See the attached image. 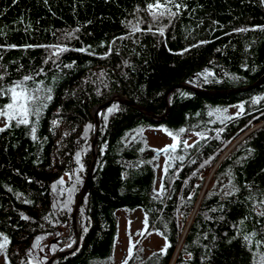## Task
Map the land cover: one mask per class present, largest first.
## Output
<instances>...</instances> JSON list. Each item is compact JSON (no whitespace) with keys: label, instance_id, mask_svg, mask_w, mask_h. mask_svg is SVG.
Wrapping results in <instances>:
<instances>
[{"label":"trees","instance_id":"16d2710c","mask_svg":"<svg viewBox=\"0 0 264 264\" xmlns=\"http://www.w3.org/2000/svg\"><path fill=\"white\" fill-rule=\"evenodd\" d=\"M147 2L0 0V45L18 46L0 47V74H4L0 83L9 85L43 68L44 74L34 79L50 85L53 97L36 123V140L31 138L30 126H15L14 121L0 133V233L10 241L4 248L9 264H46L55 253L67 249L65 244L73 245L72 210L93 158V110L119 95L143 109L114 101L99 112L94 169L76 215L77 251L52 264H106L117 235L116 213L123 209H138L144 216L147 213L145 232L156 233L164 242L166 237L169 243L165 254L156 251L142 255L137 245L127 264H201L202 245L208 244L213 234L218 238L216 248L211 261L204 264H258L259 257L254 260L252 252H264V246H248L242 236L230 244L225 241L234 235L232 224L245 215L250 218L244 230L255 228L257 238L264 235L259 233L261 224L251 210V201L245 199L249 189L244 187L250 184L257 199L264 194V99L256 104L251 101L253 96L264 97V83L248 90L210 95L176 88L168 94L167 104L165 94L179 84L207 92L229 91L253 85L263 77L264 30H252V26L264 25V0H177L187 8L173 17L171 24L167 18L158 22L167 25L164 36L136 32L132 38L113 41V37L131 31L128 21L141 19V28L151 24L145 10ZM137 7L139 11H134ZM235 28L249 30L233 32ZM58 43L68 49L59 54V69L51 60L44 63L49 49L23 47ZM109 44L111 53L101 58ZM80 48L85 51H78ZM73 61L72 68L63 67ZM205 69L213 75L196 76ZM102 71L104 76H100ZM6 102L7 97L0 98V107ZM241 102L247 114L239 118L221 124L216 115H208L216 108L228 109ZM113 103L118 110L107 113ZM103 114L108 115L107 121ZM54 119L58 120L56 126L51 123ZM86 124L93 127L85 142ZM161 126L170 131L185 128L183 139L198 131L205 133L199 148L181 145L172 153L184 159L169 161L172 167L166 175L164 154L148 147L143 135L145 130ZM219 128L224 131L218 132ZM249 147L255 151L243 166L235 164ZM81 149L83 171H78L75 153ZM160 157L163 165L158 181ZM229 170L240 188L228 198L232 203L221 197V184L227 185ZM75 175L80 176V182L72 193L71 210H64L60 202L66 192L61 194L59 189L72 187L70 176L74 180ZM60 177L65 183L57 185L54 192L51 185ZM161 179L165 191L153 199V189L160 188ZM218 204L226 205V219L206 220L205 216L221 215L209 211ZM21 214L29 219H22ZM36 236L42 239L31 249ZM52 239L57 241L50 243ZM45 256L46 260L41 259Z\"/></svg>","mask_w":264,"mask_h":264},{"label":"snow or ice","instance_id":"6c2138e0","mask_svg":"<svg viewBox=\"0 0 264 264\" xmlns=\"http://www.w3.org/2000/svg\"><path fill=\"white\" fill-rule=\"evenodd\" d=\"M12 2L16 3V0H12ZM186 8H187L186 4L177 2V0H148V2L146 3L145 10L148 12V15L151 17V24H149V26L146 28H141L140 24L143 23V21L141 19L136 18L135 22L128 21V25L130 26L131 31L121 35L120 37H113V41H115L117 39L124 40L126 38H132L136 32H140L141 34H143L144 32H152L153 35L159 34L160 36H164L165 28L167 27V25L159 24L158 22L164 18H167L169 21V24H171L172 18L178 16L180 11L182 9H186ZM173 9H175V10H173ZM134 11H139V8L137 7V9H135ZM122 23H124V21H122ZM213 23H216V22L214 21ZM256 28H260L261 30H264V25L252 26V30H255ZM77 30L78 29L73 30V31H77ZM248 30H249L248 28H235L232 31L233 32H246ZM70 35H71V33H65V36H70ZM226 35H227V33H226ZM133 42L135 43V40H133ZM207 42L208 41H199L198 43L204 44ZM195 46L196 45H191L190 47H195ZM0 47L16 48L18 46L15 44H6V45H0ZM23 47H44L46 49H49L50 50L49 56L45 59L44 63H48V61L51 60L53 66L56 69L60 68V64L57 63V60L59 59V54L62 53L63 51L68 50L67 45L59 44V43L58 44H49V45H24ZM77 50L80 52H84L85 48H80ZM187 50L188 49H184L183 51H187ZM111 51H112V47H111V44H109L108 51L105 52L101 58L109 55L111 53ZM218 51H219V49H218ZM74 63L75 62L73 61L70 64L63 65V67L72 68V65ZM124 63L127 65L128 61H124ZM252 70L255 71L254 68ZM43 74H44V69L41 68L35 74L24 75L20 80L13 81L9 85H4V84L0 83V98H3V97L8 98V102L4 103L3 106L0 107V117L4 118L2 126H0V133L4 132L6 129L12 127V122L14 121L15 126H20V125L30 126L31 138L33 140L37 139V137L35 135L36 123L38 122L39 117H40L41 113L43 112V110L47 107L48 102L51 101L53 98L52 97V87L50 85H45L43 80L37 81L34 79V76H41ZM104 75L105 74L102 71L100 73V76H104ZM200 75H205V77H207V76L213 75V74L210 73L207 69H205L204 73H197L196 74V76H200ZM3 77H4V74H0V81L3 80ZM56 79H57V77L54 75L53 76V82H55ZM29 82H31V83H29ZM205 82H207V79H205ZM97 94L98 95L100 94L99 90H97ZM261 99H264V97H262V96L251 97V101L253 104L259 103V101ZM235 107H237V111L235 113H232L231 116L225 115V113L227 112L226 108L225 109L216 108L214 110L209 111L208 115L210 117L213 115H216L217 119H219L221 124H223L224 121H226V120H233V119L239 118L241 115L247 114L245 112V106H244L243 102L236 105ZM117 110H118L117 105L115 103H113L110 107H108L107 113H113L114 111H117ZM30 117H34L35 119L30 120ZM103 119L105 121H107L108 115L103 114ZM51 123L53 126H56L58 124V120L54 119L51 121ZM249 123H251V122L249 121ZM92 127H93V125H91V124H86L84 127L85 142L87 139L88 131ZM161 127H162V130L166 133V135L168 137H170L171 143L165 144L163 147H161L159 149H153V151L164 154L165 166L163 168V172L166 175V174H168L169 168L172 167V165L169 161H174V160L183 161V159H184L183 155H172V153H175L177 148L180 147L181 145L185 149L191 148L193 145H196V147L199 148V146H200L199 140L205 138V133L203 131L195 132L194 135L197 137V139L193 140L192 144H189L187 139H183L181 137V134L185 133V131H186L185 128L181 127L177 131H170L169 129L164 128L163 126H161ZM217 131L223 132L224 129L219 128V129H217ZM127 136H128V133H125V137H127ZM134 138H135V136H133V139ZM217 139H219V136L217 137ZM143 150H144L143 148L140 149V151H143ZM82 151H84V149H81L80 151H77L75 153V161H76V164L78 165V171H83V165L81 164V161H80ZM101 151H103V149H101ZM254 151L255 150L251 147L247 148L246 154L244 156L238 158L235 161V164L243 166L244 162L247 160V158ZM205 163H207V161H205ZM177 171H178V169H177ZM261 171H264V169H261ZM65 175H69V173L66 172ZM226 175L229 177V179H228L227 185L221 184V188L223 189V191L221 193V197H222V199L228 200L229 197H232L236 193H238L240 191V188H238L236 186V184L233 182L234 176H233L231 170H229L226 173ZM122 177H123V174H122ZM70 181L72 182V187L67 188V189H64L63 187H61L59 189L61 194H64L66 192V197L60 202V204L64 210H68V211L71 210L69 205L72 202V193L74 191H76V185L79 184V182H80V176L75 175L74 180H72V177L70 176ZM64 183H65V181H64L63 177H60L52 183L51 188L54 192H56L57 191V185L62 186V185H64ZM244 187L249 189V195L245 199L248 201H251V204H252L251 210H252V212L255 213V215L257 217V223L261 224V228L259 229V233L264 234V194H262L260 196V198L257 199V197L254 194H252V192H251V185L250 184L245 183ZM164 191H165V189H164L163 179H161L160 188L159 189H156V188L153 189V192H154L153 199H159L163 195ZM17 196H19L18 193H17ZM189 199H191V194H189ZM24 203H31V201L25 200ZM228 203H232V201L228 200ZM56 206L57 205L55 203L52 205L53 208H55ZM209 211L220 212L221 215H219L218 217L205 216L206 220L217 219V220L223 221L226 219L225 215L223 214L226 211V205L225 204H218L217 208L210 209ZM81 212H83V210H81ZM21 218L25 219V220L29 219L27 216H24L23 214H21ZM249 218L250 217L248 215H245V216L241 217L239 222H234L232 224L234 235L232 237H228L227 240L225 241V243L230 244L231 241L233 239H235L237 236H242L244 243L248 246L255 245V247L257 249L261 248V246H264V235H261L260 238H257L258 232L255 228H253V230L250 232H246L244 230L245 221L248 220ZM45 219H47V217H45ZM144 224H145V229H147V226H148L147 213L145 214ZM166 228H167V225H165V229ZM84 231L85 232L87 231V227H84ZM158 234L162 235V233H159V232H158ZM56 235H59V233H56ZM224 235L227 236V233H225ZM0 236H3V241L0 242V251H3L5 248V245L7 243H10V241H9V238L6 235H4L3 233H0ZM204 238L207 239V234H205ZM41 239H42L41 236H36L32 246H31V249H35L38 246L37 242H39ZM217 239H218L217 236L215 234H213L211 241L206 245H202V247L205 249V251L201 254V264H204L205 261H208V262L211 261L213 249L216 248L215 242L217 241ZM51 247L53 250L56 249V245H54V244L51 245ZM64 247L71 248L72 244L71 243L65 244ZM168 247H169V243L167 241V238L165 237V244L161 249H159L160 253L165 254L166 249ZM31 249L29 250V252H31ZM40 251L43 252L44 249L41 247ZM75 251H77V250L74 249L72 254H75ZM249 251H252L251 247H249ZM127 253H128L129 258L132 256V253H133L131 236H129V247L127 249ZM191 255L192 254L190 252L187 253V256L189 258L191 257ZM252 255H253L254 260H255V257H259L258 264H264V252L253 251ZM41 259L46 260L47 257L45 256V257H42ZM5 264H9L8 259H7V255H5ZM29 264H32V261H29ZM49 264H50V262H49ZM122 264H127V259L122 261Z\"/></svg>","mask_w":264,"mask_h":264},{"label":"rangeland","instance_id":"374dc122","mask_svg":"<svg viewBox=\"0 0 264 264\" xmlns=\"http://www.w3.org/2000/svg\"><path fill=\"white\" fill-rule=\"evenodd\" d=\"M237 111V107L227 109L225 115L231 116ZM4 118L0 117V126H2ZM146 145L152 149H159L165 144L171 143L170 137L162 129H149L143 132ZM184 139L188 143H192L197 137L194 134H188ZM163 157L158 158L157 161V179L160 180L162 174ZM117 218V235L111 258L106 264H122V261L127 259V249L129 247V236H131L132 247L139 246L142 255L159 251L165 242L154 232H145L144 214L141 210H127L123 209L116 213ZM57 239V238H56ZM54 240V239H52ZM3 239L0 236V242ZM51 241V240H50ZM57 241V240H56ZM0 264H5L4 250L0 251ZM102 264V263H97Z\"/></svg>","mask_w":264,"mask_h":264},{"label":"water","instance_id":"95a60500","mask_svg":"<svg viewBox=\"0 0 264 264\" xmlns=\"http://www.w3.org/2000/svg\"><path fill=\"white\" fill-rule=\"evenodd\" d=\"M264 83V76L261 77L256 83H254L253 85H250L248 87H243V88H239V89H232V90H229V91H223V92H207V91H202V90H199V89H195L189 85H186V84H179V85H176L172 88H170L166 94H165V102L167 104V97H168V94L176 89V88H185V89H188L190 91H193V92H196V93H202V94H207V95H210V94H219V93H234V92H238V91H243V90H248L250 88H254V87H257L261 84ZM119 102V103H123V104H126V105H130V106H133L137 109H143L137 105H134L132 104L131 102H129L124 96H113L110 100H108L107 102H105L104 104H102L101 106L95 108L93 110V118L95 120V131H94V137H93V140H92V148H93V158H92V163H91V166L89 168V171L85 177V180H84V183L79 191V194H78V197L76 199V202H75V205H74V211H73V214H72V225H73V228H74V233H75V241L72 245L71 248H67L65 250H61V251H58L57 253H55L52 257L49 258V260L46 262V264H52L54 260L58 259V258H61V257H64L70 253L73 252V250L77 247L78 243H79V230H78V227H77V220H76V213H77V208L79 207L80 203L82 202L83 200V197L87 191V188L89 186V182H90V178H91V173H92V170H93V164H94V159H95V143H96V136H97V132H98V124H99V117H98V114L99 112L107 105H109L110 103L112 102ZM145 113L152 117V118H156L153 114L149 113L148 111L145 110ZM160 119V118H159ZM56 240H53L52 243H55Z\"/></svg>","mask_w":264,"mask_h":264},{"label":"bare ground","instance_id":"6f19581e","mask_svg":"<svg viewBox=\"0 0 264 264\" xmlns=\"http://www.w3.org/2000/svg\"><path fill=\"white\" fill-rule=\"evenodd\" d=\"M91 163H92V161H91ZM94 164H95V159H94ZM94 164H93V169H94ZM90 166H91V165H90ZM74 205H75V204H74ZM78 208H79V207H78ZM78 208H77V211H78ZM73 211H74V206H73L72 214H73ZM76 215H77V213H76ZM77 227H78V226H77ZM73 230H74V228H73ZM52 241H53V240H51L50 243H52Z\"/></svg>","mask_w":264,"mask_h":264}]
</instances>
